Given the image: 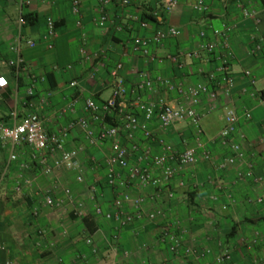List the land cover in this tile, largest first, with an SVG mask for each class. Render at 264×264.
Returning a JSON list of instances; mask_svg holds the SVG:
<instances>
[{"label": "crops", "instance_id": "crops-1", "mask_svg": "<svg viewBox=\"0 0 264 264\" xmlns=\"http://www.w3.org/2000/svg\"><path fill=\"white\" fill-rule=\"evenodd\" d=\"M24 1L26 4L20 5L17 0H0V80L3 81L0 83V124L10 125L12 112H16L18 118L36 113L48 134L80 118L86 119L97 132L102 123L92 120L85 102L90 99L100 104L109 97L112 85L109 71L116 63L123 65L119 75L126 89L127 102L138 94L144 100L163 99L176 104L179 98L162 89L138 91L136 86L141 75L168 77L183 84L205 82V78L198 75V68L212 71L222 56L219 47L215 55L201 54L199 59L185 60L180 69L166 62H149L134 54L130 49L132 39L149 37L155 28L160 27L148 24L143 29L139 26L140 13L146 8L158 7L159 0H129L127 6H121L119 0H112L106 7L108 21L104 24L97 23L100 16L97 0H80V27L76 26V17L71 13V0ZM178 1V6L166 17L163 25L178 28L180 35L151 46L150 50L158 56L178 50H194L200 43L212 40L211 30L222 20L235 25L229 38L235 56L228 71L233 86L227 92L222 86L217 88L213 111L207 110L209 101L205 96L201 97L196 109L201 116L206 147L215 160H220L231 153L228 145L219 142L218 133L224 125L225 111L234 107L239 121L230 144H239L244 157L223 171L216 170L211 162L199 159L170 184L171 199L163 193L150 200V190H129L133 196H145L144 212L156 211L158 214L152 221H135L118 230L116 222L92 214L95 204L104 212L113 211L116 190L105 186L99 189L104 176L100 165L109 154V142L89 146L81 130L74 128L65 141V148L79 149L78 171L59 167L53 169L52 174L44 175L30 158L25 145L11 146L0 140V264H215L220 252L229 255V261L224 264H251L252 259L264 264V206L253 202L264 197V182L254 184L237 177L247 165L255 175L264 177V141L258 142L264 140V106L251 96L253 90L264 89V0H243L245 7L254 11L257 24L243 19L231 0L218 3L203 0L204 13L194 12L186 0ZM25 14L32 15V23L23 26L22 35L36 45L22 50L24 70L18 85L6 64L13 58L9 48L16 36L17 19ZM47 18L54 21L57 31L51 50L40 42ZM200 32H205V38L200 37ZM253 43L261 45V52L255 56L248 54ZM81 46L88 53L103 51L101 66L96 61L84 60L79 53ZM246 70L255 78L254 87L244 76ZM93 71L95 76L90 78ZM72 81L77 83L75 87L69 86ZM29 86L33 89L30 99L26 96ZM48 93L46 105H40L38 101ZM70 102L75 105L73 112L59 116ZM127 110L135 112L129 107ZM135 115L142 122L141 115L138 112ZM109 117L119 122L115 112ZM181 125L190 128L187 122H182L162 131L154 119L147 123V128L154 138H161L182 150L190 142L187 140L190 134L179 130ZM190 130L192 140V128ZM119 134L120 142L128 145L123 131ZM135 142L150 147L153 153L159 152L155 141H144L139 129L135 132ZM11 154L16 159L10 162ZM77 174L83 176L82 183L75 181ZM190 184L191 188L187 190ZM17 186L19 190H16ZM63 188H69L74 203H82L86 214L94 217L97 229L92 234L86 231L70 205L44 206V194L60 198ZM97 192L101 195L94 199ZM188 193L194 195L190 207ZM214 195L216 201L210 199ZM229 196L234 199V204L228 203ZM33 209L37 210V215H33ZM163 231L181 234L182 247L198 251L209 248L212 253L198 260L174 254L170 252L168 242L160 241ZM256 232L260 237L253 244L251 239ZM114 234L118 236L116 241L112 239ZM88 238L91 245L86 243ZM218 244H222L221 248ZM93 249L96 253H92Z\"/></svg>", "mask_w": 264, "mask_h": 264}, {"label": "built area", "instance_id": "built-area-1", "mask_svg": "<svg viewBox=\"0 0 264 264\" xmlns=\"http://www.w3.org/2000/svg\"><path fill=\"white\" fill-rule=\"evenodd\" d=\"M20 5H25L24 0H17ZM191 9L197 13H204L206 6L203 0H186ZM218 3L222 0H211ZM237 13L243 19L253 20L254 24L258 23V18L254 11L245 7L243 0H231ZM110 3L109 0H97L100 16L97 23L104 24L108 21L106 7ZM121 6H127L129 0H119ZM178 0H159V6L152 11V15L159 18L160 15L168 16L178 6ZM71 13L76 17V26H81V2L80 0H71ZM26 24L23 15L17 19V32L13 44L9 50L13 54V58L7 61V66L13 69L15 78L20 76L24 70V60L22 57L23 48H34L36 43L32 40L25 39L22 35V28ZM139 26L146 29L148 23L139 21ZM235 25L222 20L217 28L211 30V41H204L199 44L194 50H178L172 54L158 56L150 50L151 46H158L168 39H175L180 35V30L174 26L166 25L156 28L149 37H134L131 41V51L139 55L149 62L154 63H169L176 68H183L185 60L199 59L201 54L207 56L215 55L216 50L221 47L222 56L219 57L218 65L212 71H204L198 68L199 76L205 78V82H196L194 84L174 81L168 77L156 76L150 78L146 75H141V79L137 84L138 91L152 92L156 88L173 94L179 98L176 104L168 103L163 99L156 101L144 100L140 95H135L132 101L126 100V89L119 73L123 65L118 62L109 71V76L112 80L111 93L109 97L100 104L92 100H86L85 109L91 115L95 122L102 123L97 132L90 126L89 122L80 118L75 121H70L67 125L56 132L46 133L42 119L36 113L28 114L22 118H18L16 112L11 113V124H0V140L8 143L11 146L18 144L25 145L30 151V158L41 169L44 175H50L53 169L63 167L69 171H78V153L79 149H66L65 141L69 133L74 128H79L83 133V137L89 146L100 145L109 142V154L104 158L100 165L103 169L104 179L108 187L115 189L117 194L112 201L113 211L104 212L102 208L95 204L92 209V214L96 217H102L107 221L116 222V229L121 230L130 226L135 221H152L157 216L158 212H144L143 205L146 198L143 195L133 196L129 190L136 188L140 190H150L149 199L158 198L165 193L168 199L173 197V192L170 189V184L177 176L184 172L187 168L194 166L199 159L211 162L214 168L218 171H223L228 166H232L237 160L244 157L239 144H230L231 136L236 132L239 115L234 107H229L225 111L224 125L218 133V140L223 146H229L230 155L215 160L212 153L206 147L203 138V129L200 124V114L196 106L200 103L201 97L205 96L209 101L207 110L213 111L217 103V88L223 87L224 92H227L232 86L233 81L228 76L230 63L235 60V56L231 50L229 38ZM201 38H205V32L199 33ZM57 36L55 23L51 18L45 20V29L40 37V42L47 50L53 48V41ZM248 54L255 56L261 52V45L253 43ZM79 53L86 61H91L101 66L104 52L88 53L84 47H80ZM95 71L90 74V78H94ZM244 76L247 78L250 86L254 87L255 78L249 72L245 71ZM76 82L69 83L70 87H75ZM2 89L0 84V90ZM27 98H32L33 89L29 86L26 89ZM50 93L42 97L38 102L40 105H46ZM259 103L264 106V97L259 95V92L251 94ZM74 103L70 102L65 108L59 112V116L66 113H71L74 110ZM135 110L130 112L127 108ZM115 112L119 116V122L116 125H107L104 123V117ZM140 114L142 122H140L135 114ZM152 119L156 120L158 128L165 131L176 124L187 122L192 128V140L186 144L182 150H177L170 143L165 142L161 138H154L147 128V123ZM142 132L144 141H155L159 147L158 153H153L148 146H140L135 142V132ZM123 131L128 145H124L119 140V133ZM262 139L258 142L262 143ZM16 159L14 154L9 156V161ZM237 177L240 180H250L254 184L264 182V177L257 176L253 173L250 165H247L246 170L238 172ZM77 183L83 182V176L77 174L75 176ZM182 185L181 182L178 183ZM19 190V187H16ZM212 201L217 200V196H211ZM228 203L234 204V199L228 197ZM252 200H250L251 202ZM256 205L264 206V197H258L253 200ZM43 204L49 208H59L64 205H70L74 214L78 219H82L86 214V208L82 203H74L71 190L69 188L62 189L60 198H54L51 194L46 193L43 196ZM128 209V211H127ZM33 215H37V210L33 209ZM182 234V231L180 230ZM181 234H172L163 231L160 241L168 242L170 252L181 254L185 257H192L196 260L204 258L212 253L211 249L194 250L189 247H182ZM260 234L254 233L252 243L256 244L259 241ZM118 238L117 234L113 235L112 239ZM87 245H91L90 238L86 240ZM222 244H218L221 248ZM92 253H96L95 249ZM229 255L225 252H220L216 255L215 264H224L229 261ZM4 264H9L6 262ZM251 264H258L257 259H252Z\"/></svg>", "mask_w": 264, "mask_h": 264}, {"label": "trees", "instance_id": "trees-1", "mask_svg": "<svg viewBox=\"0 0 264 264\" xmlns=\"http://www.w3.org/2000/svg\"><path fill=\"white\" fill-rule=\"evenodd\" d=\"M110 3L112 0H109ZM155 8H146V10L142 11L139 15V21H145L147 22L148 24H152L154 27H157L160 25V27H163L165 21H166V17L167 16H164V15H160L159 18L156 17V16H153L152 15V11L155 10ZM25 21H26V24H31L32 23V15L31 14H25L23 15ZM55 27H56V24H55ZM156 29V28H155ZM12 73H13V69H11ZM21 79L22 77L21 76H18L16 78L17 80V84L20 85L21 84ZM259 95L261 97H264V89L260 90L259 91ZM104 123L107 124V125H116L117 122H114L112 121L111 117L109 116H105L104 117ZM191 140V139H190ZM105 186V188H108L112 191L115 192V189H111L110 187L107 186L106 182H105V179H104V176H103V183L101 184V187L99 188L101 190V188ZM101 192H97V194L95 195L94 194V199H96V197H98ZM117 193V192H115ZM118 195V194H116ZM116 197V196H115ZM194 197L193 193H188V200H189V204L188 206L190 207L191 206V200L192 198ZM81 220V223L83 224V226L85 227L86 231L89 233V234H92L96 229H97V225L94 221V217H92L91 215H85ZM233 230V229H232Z\"/></svg>", "mask_w": 264, "mask_h": 264}, {"label": "rangeland", "instance_id": "rangeland-1", "mask_svg": "<svg viewBox=\"0 0 264 264\" xmlns=\"http://www.w3.org/2000/svg\"><path fill=\"white\" fill-rule=\"evenodd\" d=\"M253 90V89H252ZM254 92H256L255 90H253ZM179 128V130H181L182 132H186V134H190V137H187V140L188 141H190V139H191V130H190V128H188V126H186V125H181V126H179L178 127ZM85 186V185H84ZM87 186V185H86ZM191 188V184H190V186L187 188V190H189Z\"/></svg>", "mask_w": 264, "mask_h": 264}, {"label": "clouds", "instance_id": "clouds-1", "mask_svg": "<svg viewBox=\"0 0 264 264\" xmlns=\"http://www.w3.org/2000/svg\"><path fill=\"white\" fill-rule=\"evenodd\" d=\"M0 83H3V81H2V80H0Z\"/></svg>", "mask_w": 264, "mask_h": 264}]
</instances>
